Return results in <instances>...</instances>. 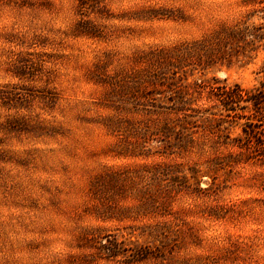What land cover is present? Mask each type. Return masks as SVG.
<instances>
[{
    "label": "rangeland",
    "instance_id": "rangeland-1",
    "mask_svg": "<svg viewBox=\"0 0 264 264\" xmlns=\"http://www.w3.org/2000/svg\"><path fill=\"white\" fill-rule=\"evenodd\" d=\"M258 1L0 0V264H264Z\"/></svg>",
    "mask_w": 264,
    "mask_h": 264
},
{
    "label": "trees",
    "instance_id": "trees-1",
    "mask_svg": "<svg viewBox=\"0 0 264 264\" xmlns=\"http://www.w3.org/2000/svg\"><path fill=\"white\" fill-rule=\"evenodd\" d=\"M258 2L263 4L262 7H264V0ZM263 27L264 25L254 26L252 33H250L251 36L257 40L264 38ZM249 32L248 27H242L241 29H232L230 34L248 35ZM262 72L264 73V64ZM215 94L221 101L223 109L235 111V113L239 114V117L246 119L245 126L242 127L246 139L255 142L258 139L261 144L258 149L264 154V89H257V92H253L236 83L233 87L228 85L218 87V91ZM239 111H242V113H239ZM238 144L243 146L246 145V142Z\"/></svg>",
    "mask_w": 264,
    "mask_h": 264
}]
</instances>
